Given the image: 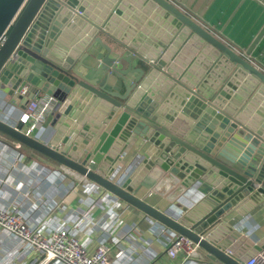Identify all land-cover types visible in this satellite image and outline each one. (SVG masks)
<instances>
[{
  "label": "water",
  "instance_id": "water-1",
  "mask_svg": "<svg viewBox=\"0 0 264 264\" xmlns=\"http://www.w3.org/2000/svg\"><path fill=\"white\" fill-rule=\"evenodd\" d=\"M4 35L0 89L23 104L39 93L59 105L82 94L94 113L87 110L61 141L44 143L21 123L1 120L0 135L191 240L212 264H246L264 248L227 223L231 212L244 215L264 202V73L256 66L168 0H0ZM263 36L264 28L248 55ZM97 45L105 51L100 68L86 64L100 55ZM81 69L107 71L108 80L112 73L124 92ZM25 88L33 94L24 98ZM139 142L148 145L143 162L115 182L117 165ZM156 167L212 191L173 219L135 196Z\"/></svg>",
  "mask_w": 264,
  "mask_h": 264
},
{
  "label": "crops",
  "instance_id": "crops-1",
  "mask_svg": "<svg viewBox=\"0 0 264 264\" xmlns=\"http://www.w3.org/2000/svg\"><path fill=\"white\" fill-rule=\"evenodd\" d=\"M192 20L264 73V36L251 55L248 49L264 28V0H168ZM99 46V45H97ZM87 65L101 67L105 51ZM122 54H128L123 51ZM134 63L138 59L134 57ZM119 67L125 69L126 63ZM87 78L107 83L111 91L124 92V86L107 71L81 69ZM134 76H131L133 79ZM29 96L32 92H28ZM39 93L37 95H43ZM264 102V96L262 97ZM72 107L69 115L49 119L50 131L44 143L56 137L65 139L74 134V127L86 111L94 113L91 103L82 94L61 104V110ZM262 104L258 103L257 107ZM24 109L4 89H0V120L11 126L19 123ZM96 111V110H95ZM63 114V113H62ZM91 117L93 115H90ZM67 121V122H66ZM146 142L132 146L117 165L113 179L123 183L143 162ZM212 191L211 185L199 181L185 186L160 167L152 169L138 185L135 196L173 219L190 212ZM0 209L20 214L31 229L51 231L68 229L93 254L98 245L112 248L115 264H212L199 253L183 261L167 255L170 243L179 237L156 220L105 191L95 183L61 168L13 140L0 135ZM228 224L251 242L264 240V202L244 215L231 212ZM0 264H65L46 262L43 255L20 238L0 231Z\"/></svg>",
  "mask_w": 264,
  "mask_h": 264
},
{
  "label": "built area",
  "instance_id": "built-area-1",
  "mask_svg": "<svg viewBox=\"0 0 264 264\" xmlns=\"http://www.w3.org/2000/svg\"><path fill=\"white\" fill-rule=\"evenodd\" d=\"M6 35L0 38V48ZM25 88L21 97H28ZM61 105L51 95H36L24 104L19 117L23 125L22 132L41 141L50 131L49 119L58 113ZM0 231H5L20 238L26 245L43 255L46 262L61 261L65 264H115L111 259L112 248L98 245L95 252L90 254L87 247L70 230L51 231L47 234L41 229H31L23 217L14 211L0 209ZM199 246L185 237H176L169 246L167 255L172 259L189 261L198 255ZM246 264H264V248L250 258Z\"/></svg>",
  "mask_w": 264,
  "mask_h": 264
}]
</instances>
